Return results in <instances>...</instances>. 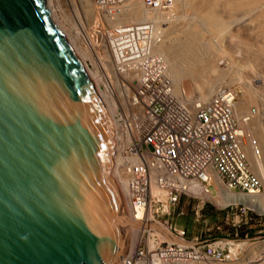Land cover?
<instances>
[{"label": "water", "instance_id": "1", "mask_svg": "<svg viewBox=\"0 0 264 264\" xmlns=\"http://www.w3.org/2000/svg\"><path fill=\"white\" fill-rule=\"evenodd\" d=\"M88 76L45 0H0V264H115L131 242Z\"/></svg>", "mask_w": 264, "mask_h": 264}, {"label": "built area", "instance_id": "2", "mask_svg": "<svg viewBox=\"0 0 264 264\" xmlns=\"http://www.w3.org/2000/svg\"><path fill=\"white\" fill-rule=\"evenodd\" d=\"M91 1L101 17L109 71L119 89L111 121L115 181L135 226L133 244L115 264H264L263 248L246 251L247 237L188 238L165 217L182 195L193 196V181L209 194V187L216 193L212 176L229 191L259 189L247 153L259 157L260 147L240 127L255 108L239 121L233 109L236 92L230 87L219 88L206 101H181L168 64L155 53L163 39L162 29L154 28L156 16L116 25L112 21L125 12L128 0ZM140 1L147 10L168 13L173 8V0ZM228 205L236 216L247 213L238 204ZM260 241L256 237L250 243Z\"/></svg>", "mask_w": 264, "mask_h": 264}, {"label": "bare ground", "instance_id": "3", "mask_svg": "<svg viewBox=\"0 0 264 264\" xmlns=\"http://www.w3.org/2000/svg\"><path fill=\"white\" fill-rule=\"evenodd\" d=\"M45 2L47 4L46 6H48L50 14H52V17L50 15L51 21L55 23L56 26L63 32L68 42H70L68 39L74 41L72 42L74 46L70 45L73 49V52L75 51V48L77 49L78 43L84 44L82 48L80 47L83 50L79 48L82 54L81 57H84L86 55H88L87 58L90 57L89 59H87L86 57L85 58L87 60H90V62H92L93 65L96 66L95 70L90 72V76L92 74V76L98 81L97 83H101V85H103V89L101 91L98 90L97 86H95L93 83L94 89L99 95V97H103L108 102L107 103L105 101L107 105L109 104L112 108L113 104L116 103L115 94L119 92L117 82L113 78L112 73L109 71V59L107 57V53H105L104 59L102 57L100 59L98 55L99 62H101V66H99L98 71H96L97 65L95 63L97 62H95L96 59L94 60L92 56V54H95V47H93L91 44V38L87 29V25L92 22L94 17L92 8L90 6L91 3L93 4V2L91 1V3H89V0H45ZM173 3L176 2L173 1ZM181 3V7L182 5L183 7L187 6L188 9H184L191 11L193 15L195 14L196 16H194L196 17V19L189 23V18L185 24L180 23L176 27L178 33L168 34L167 37L166 35L165 37L164 35H162L165 40H160L158 46L155 49V53L159 56H162L169 66V74L171 76L170 79H172L171 82H173L172 84L174 93L181 99V101H184L190 105L194 104L197 101H206L209 96L211 97L212 93H216L215 91L218 89V81L224 77L225 73H228L227 75L229 76L230 80H237L236 82L238 85L235 88L237 91L236 93L238 95V101H236L235 103L233 102V109L235 115L238 117L239 121H241V113L243 111L245 112V110L248 109L247 105L251 102V99L253 97V91L260 90L259 92L263 98L264 103V6L259 7L261 3H264V0H183V2ZM173 6V8H175V4H173ZM93 7L96 15H98L97 6L93 4ZM127 7L128 8L125 10V12H123L117 18V20L112 21L113 23L116 22L117 25H119L123 24L124 22L141 21L147 17H153V15H155L156 18L160 21L164 18H167L166 16H168L172 11L171 10L168 13H164L161 10H155V13L157 15L154 12H152L154 13L152 15V10H149V13L145 12L147 11V9H144V6L140 0H128ZM185 14L187 15L188 11ZM182 15L184 16V14ZM242 15H244L246 18H244L243 21L235 22V19L240 18V16ZM98 18H101L100 15H98ZM180 21H178V23ZM167 22L169 23L170 21L167 20ZM155 23V30H157V28H161L160 24H158L156 21ZM65 27L68 30H66ZM165 28L168 29L169 27ZM205 29L210 33V36H212L211 39L214 40L210 39L212 42L204 44L203 41L199 39V37L201 36V34H203L204 36L205 33H203V31ZM206 30L205 32H207ZM75 40L76 42L78 41V43H76ZM166 40L167 43H164L166 42ZM199 40L202 42V44H204L202 48L201 45H199L198 43ZM225 42L228 43L227 46L224 45V48L221 49L220 46L223 47L222 44H225ZM232 44H235L236 48H234H238V52L242 54L241 57H238V61H236V59H231L235 55L232 54L231 50L233 49L228 50L231 48L229 45ZM216 45L218 46L219 50L221 49L220 51L223 53L224 51H231V55L229 54V57L232 56L230 58L231 61H229L231 63H227V69H218L219 67L217 68L216 66V52L213 53L216 50ZM79 49L77 50L79 51ZM218 52L219 51H217V54ZM179 56H181V59L185 58V63H182L183 65H181L180 62L181 66L175 61L180 58ZM78 60L80 61V59ZM90 62L89 64H91ZM248 69H258L260 71L261 75L257 81L259 83L257 85V89L256 87L255 89L252 88L249 82L250 80H247L249 82L247 83L246 79H244L246 76L244 75L243 77L242 75V72L246 73L245 71H247ZM185 73H189L190 76L192 75L193 79L195 78L194 84L198 95L197 99L195 100H192L191 97L183 95V92H181L182 90L179 84V78H181ZM103 98H101L102 102H104ZM110 112H112L111 109ZM260 119L261 117L257 116L255 118L253 117L250 122H248L251 126V129H253L252 131L254 132L253 134L256 137L255 139H257L258 141L261 152L260 156L254 157L250 154L249 151L247 154L249 155V159L253 164V169L256 170L257 174H259L262 177V180L264 181V126L261 127ZM112 133L115 137L113 124ZM115 159L116 156H114L113 165L116 161ZM113 169L115 175L117 170L114 167ZM212 178L214 180L215 188L217 190L215 196L210 197L211 195L208 192L203 191L202 185L196 181L190 183L191 190L195 193L197 192L198 194L200 192L204 193L207 198L214 200V202L219 205H227L229 203H241L252 208L257 212H264V192H260L258 190H252L248 193L229 191L219 184L215 176H212ZM116 186L118 187L117 183ZM131 227L132 238L129 246L133 244L135 238V234L133 232L135 226L132 224L130 226V230ZM261 242L262 243H260L257 247L254 246V249L263 248L264 250V241Z\"/></svg>", "mask_w": 264, "mask_h": 264}, {"label": "rangeland", "instance_id": "4", "mask_svg": "<svg viewBox=\"0 0 264 264\" xmlns=\"http://www.w3.org/2000/svg\"><path fill=\"white\" fill-rule=\"evenodd\" d=\"M173 1L177 3V4L173 3V4H175V8L179 7V6L181 7V4H182L181 2H183V0L182 1L181 0H179V1L173 0ZM89 3H91V0H89ZM45 4H46V2H45ZM176 5H178V6H176ZM90 6L92 8L94 17H93L92 22H90L89 25H87V27H88L87 29H88L89 36L91 38V44L93 47H95L94 48L95 54H92V56H93L94 60L96 59L95 60V62H97V63H95L97 65L96 71H98L99 66H101L100 65L101 62H99V57H100V59H101V57L104 59V56H105V49L103 46V42L101 41L102 37L100 36L101 35L100 32L102 29L100 24L102 22L98 18V15H96L92 3ZM261 6H264V3H261L259 7H261ZM180 7L176 8L178 11L175 8H173L172 11L170 12V14L168 16H166L168 19L164 18L165 20L163 19V20L159 21L161 29L163 27L162 32H163L164 37H165V35L167 37L168 34L178 33V30L176 27L180 23L185 24L189 18H190L188 20L189 23L196 19V17H195L196 15L194 14L195 15L194 16L191 11L187 10L188 9L187 6L183 7V5H182L183 9H182V7L181 8ZM47 8H48V6H47ZM184 8H187V9H184ZM180 9H182L183 12ZM148 11L149 10H147L145 12H148ZM175 11H176V13H175ZM187 11H188V14L186 15L185 13ZM152 12L155 13V10H152L151 13ZM178 12H180V13H178ZM154 13H152V15ZM181 13L184 14V16ZM50 15L52 17V14H50ZM181 17H183L185 19V22H184V19ZM244 18H246V17L244 15H242V16H240V18L235 19V22L243 21ZM180 19H181V21H180ZM115 20H117V19H115ZM167 20L170 22L168 23ZM178 21H180V22L178 23ZM143 23H145V22H143ZM164 26L169 27L170 29L169 28L167 29ZM155 27L156 26L154 25V28ZM65 29L68 30L66 27H65ZM205 30L203 31V33H205L204 36H203V34H201V36L199 37V39L201 41H203L204 44L208 43V42H212L211 40H214V39H211L212 36H210V33L207 30H206L207 32H205ZM163 39L165 40V38H163ZM208 39H209V41H208ZM68 40L70 41L69 44L71 46H74L72 44V42H74V41L73 40L71 41L70 39H68ZM200 40L198 41V43H199V45H201V48H202L204 44H202V42ZM75 42H76V40H75ZM76 43H78V41ZM164 43H167V40ZM227 44L228 43L225 42V44H222L223 47L220 46V48L221 49L224 48V45L227 46ZM77 46H78L77 49H79L80 47L82 48L84 46V44L78 43ZM229 46L231 48L229 47L230 49H228V50L233 49L234 51L231 50L232 54L236 55V56L234 55V57L231 56L232 58L229 57L231 55V51L230 52L227 51L229 53L224 51V53H223L220 51L221 49L219 50L217 45L215 46L216 50L212 49V50H215L213 53L216 52L215 53V58H216L215 63H216L217 68L219 67L218 69H220V68L221 69H225V68L227 69V67H228L227 63L228 64L231 63V62H229V61H231V59H236V61H238L237 60L238 57H241V55H242V54H240V52H238V48L235 49L236 48L235 44H232ZM77 49L75 48V51H74L75 55L77 56L78 59H80L82 66L86 69V71L88 72V74L90 76V72L95 70L96 66H94L93 63L90 62V60H87L90 58V57L87 58L88 55L85 54L86 56L81 57L82 54L80 52V49H79V51ZM81 50H83V49H81ZM217 51H219L218 54H217ZM98 55H99V57H98ZM181 56H179L180 57L179 59L175 60L177 63H179V65H180V62H181V65H183L182 63H185L184 62L185 58L181 59ZM176 58H178V57H176ZM182 60H183V62H182ZM89 62L91 64H89ZM168 68H169V66H168ZM247 71H245L246 73L242 72L243 77H244V75L246 76L244 79H246V81L250 80L249 82L251 84V87L254 89L256 87V89H257V85L259 84L257 81L261 75L260 71L258 69H255V70L248 69ZM225 72H226V70H225ZM227 74L228 73H225L224 77L218 81V89L216 91H218L219 88H222V87H230L231 89L233 88L234 92H237L236 88H235L238 85L236 82L237 80H230V78ZM90 79L93 81L94 85L97 86V89L102 91L103 85H101V83H99L100 84L99 85L97 83L98 81L92 76V74L90 76ZM194 79H193L192 75L190 76L189 73L188 74L185 73V74H183V76L181 78H179V84H180V87L182 90L181 92H183V95L191 97L192 100L193 99L195 100L198 97L196 89H195V84H194L195 80ZM171 81H172V79H171ZM248 81H247V83H249ZM259 91H257V90L253 91V93H252L253 97L251 99V102L247 105V108L248 109H250L251 107L256 108L255 109L256 114L253 117L255 118L257 116H260L262 119V120L260 119L261 127H263L264 126V118H262V117H264L263 116L264 115V103H263V98H262ZM213 94L214 93H212L211 95H213ZM235 94H236V97H235V101H233L234 103L236 101H238V95H237V93H235ZM101 98H103V97H101ZM103 101L105 102L106 100L103 98ZM104 102H103V104H105L104 106H105V109L107 111V114L110 118V121H112L113 110L109 104L107 105V103H108L107 101H106L107 103L106 102L104 103ZM110 109L112 112H110ZM248 109H246L245 112L243 111L241 113L242 114L241 116H243V114L246 113L248 111ZM240 125H241V129L243 130L244 133H248V134L252 135L253 139L256 138L255 135L253 134L254 133L252 131L253 129H251V126L249 125V123H240ZM263 129H264V127H263ZM255 141H256L255 143L259 146L257 139H255ZM248 158H249V155H248ZM251 168H252L253 172L256 174V176L260 182L258 191L264 192V181L262 180V177L259 174H257L256 170L253 169V164L251 165ZM209 191H210V195H211L210 197L216 195L213 188L209 187ZM202 194H203V196H202ZM229 204H238L240 207L244 208L247 213L245 215H238L237 214L238 216H236V214L233 213L232 210L230 209V205H228V204L227 205H219V204L215 203L214 200L207 198L204 193L200 192L198 194L197 192L196 193L194 192L193 196L182 195L179 199V202L170 210V214L165 216V217L168 219V221L174 227L184 229L186 232V236L188 238L198 237L199 240H202V241H204V240H215V239H220V238H226V239L232 238V239H235L237 241H242L247 237L248 242L245 243V248H246V251L249 253V252L254 250V246L257 247L260 243H262L260 241L257 243L254 242V243L250 244V242L252 240H254L256 237H259V239H264V212H257L255 210H253L252 208H250L244 204H241V203H229Z\"/></svg>", "mask_w": 264, "mask_h": 264}]
</instances>
